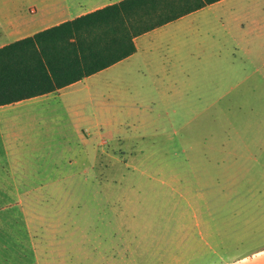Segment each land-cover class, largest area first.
Listing matches in <instances>:
<instances>
[{"label": "rangeland", "instance_id": "1", "mask_svg": "<svg viewBox=\"0 0 264 264\" xmlns=\"http://www.w3.org/2000/svg\"><path fill=\"white\" fill-rule=\"evenodd\" d=\"M248 2L225 0L204 12L219 60L174 68L172 46L163 44L149 59L137 56L126 68L32 103L53 115L48 135L37 134L39 153L26 173L0 166V264H49V217L62 205L104 208L135 193L145 208L159 204L160 193L166 194L163 211L174 218L184 205L175 202L170 177L233 173L236 167L221 162L234 154L255 155L258 161L242 172L264 184V84L261 74H252L254 59L247 62L237 49Z\"/></svg>", "mask_w": 264, "mask_h": 264}, {"label": "crops", "instance_id": "2", "mask_svg": "<svg viewBox=\"0 0 264 264\" xmlns=\"http://www.w3.org/2000/svg\"><path fill=\"white\" fill-rule=\"evenodd\" d=\"M121 1L0 0V49ZM223 1L136 37L135 53L105 70L121 65L126 68L137 56L149 59L148 55L163 44L172 46L174 68L219 60L213 55L214 26L204 12ZM247 4L251 6L239 16L238 37L242 44L237 49L247 62L254 59L252 74H261L264 84V0ZM195 19L201 23H193ZM170 34L172 38L166 40ZM200 36L204 38L199 40ZM160 60L158 57L155 61ZM248 79L244 77L240 83ZM72 85L0 106V166L6 167L9 174L17 170L26 173L39 153L37 134L48 135L47 118L53 113H39L32 103L58 95ZM258 146L252 143L249 147ZM251 161H258L253 154L246 158L234 154L221 162L226 169L236 167L233 173L170 177L175 184V202L184 205L174 218L163 211L165 206L160 204L165 202L166 194L160 193L163 199L158 200L159 204L145 208L138 204L135 193L104 208L57 207L49 217V264H264V184L257 175L242 172ZM88 214L95 221H87ZM259 242L261 246L250 248Z\"/></svg>", "mask_w": 264, "mask_h": 264}, {"label": "trees", "instance_id": "3", "mask_svg": "<svg viewBox=\"0 0 264 264\" xmlns=\"http://www.w3.org/2000/svg\"><path fill=\"white\" fill-rule=\"evenodd\" d=\"M221 0H122L0 49V106L54 93L135 53L133 40Z\"/></svg>", "mask_w": 264, "mask_h": 264}]
</instances>
